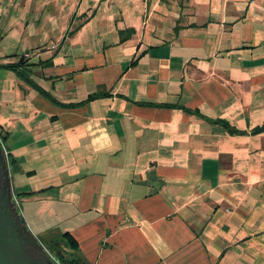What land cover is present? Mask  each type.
Here are the masks:
<instances>
[{
    "label": "crops",
    "instance_id": "1",
    "mask_svg": "<svg viewBox=\"0 0 264 264\" xmlns=\"http://www.w3.org/2000/svg\"><path fill=\"white\" fill-rule=\"evenodd\" d=\"M6 38L37 236L90 264H264V0H0Z\"/></svg>",
    "mask_w": 264,
    "mask_h": 264
},
{
    "label": "water",
    "instance_id": "2",
    "mask_svg": "<svg viewBox=\"0 0 264 264\" xmlns=\"http://www.w3.org/2000/svg\"><path fill=\"white\" fill-rule=\"evenodd\" d=\"M0 264H59L22 218L0 137Z\"/></svg>",
    "mask_w": 264,
    "mask_h": 264
},
{
    "label": "trees",
    "instance_id": "3",
    "mask_svg": "<svg viewBox=\"0 0 264 264\" xmlns=\"http://www.w3.org/2000/svg\"><path fill=\"white\" fill-rule=\"evenodd\" d=\"M22 63H23V60H20L16 65L8 64L6 66L12 67L14 70L19 72L20 67H22ZM95 96L96 95H94L93 97H95ZM50 97L52 99H54L52 96H50ZM262 130H264V124L262 126L256 128L254 131L258 132V131H262ZM0 137H1L2 141L5 143L6 139H7L6 133L3 132V130H1V129H0ZM8 165L10 168L11 177L13 178L14 173L20 171L21 168L19 166L18 160L16 159V157H14L11 154L10 151H9V155H8ZM16 195L18 197H20L22 195V193L16 192ZM22 218H23L24 222H26L23 215H22ZM58 236L59 237H56L55 239H51L50 240L51 243H48V244L45 243L40 238V240L42 241V243H44L48 252L54 258V260H56L59 264H90L87 261L86 257L84 256V254L82 253V251L79 247L78 241L69 231H65Z\"/></svg>",
    "mask_w": 264,
    "mask_h": 264
},
{
    "label": "rangeland",
    "instance_id": "4",
    "mask_svg": "<svg viewBox=\"0 0 264 264\" xmlns=\"http://www.w3.org/2000/svg\"><path fill=\"white\" fill-rule=\"evenodd\" d=\"M7 41V38L4 39V40H0V45H5ZM23 47V45L20 46V49ZM15 50V49H14ZM12 187L13 189L15 190V187H14V184L12 183ZM16 192V191H15ZM20 200V198H19ZM20 207H19V210L21 211V208H23L22 206V200H20ZM21 214H22V211H21ZM36 235L38 232H34ZM58 235H60V233L56 232V231H51L50 233H47L45 235L41 234V236L38 235L39 239L41 238L45 243H51V239H55L56 237H59ZM44 244V243H43ZM45 246V245H44ZM46 247V246H45ZM50 250V249H49Z\"/></svg>",
    "mask_w": 264,
    "mask_h": 264
},
{
    "label": "built area",
    "instance_id": "5",
    "mask_svg": "<svg viewBox=\"0 0 264 264\" xmlns=\"http://www.w3.org/2000/svg\"><path fill=\"white\" fill-rule=\"evenodd\" d=\"M2 145H3V151L4 154L6 155L7 161H8V155H9V151L8 148L6 147L5 143L2 141ZM13 195H14V201L16 202V205L18 206V208L20 207V200L19 197L16 195V192L13 189Z\"/></svg>",
    "mask_w": 264,
    "mask_h": 264
}]
</instances>
